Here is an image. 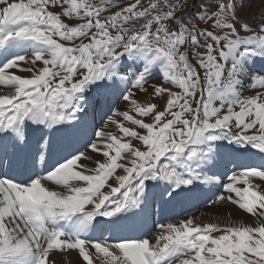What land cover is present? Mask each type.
I'll list each match as a JSON object with an SVG mask.
<instances>
[{
    "label": "snow or ice",
    "instance_id": "1",
    "mask_svg": "<svg viewBox=\"0 0 264 264\" xmlns=\"http://www.w3.org/2000/svg\"><path fill=\"white\" fill-rule=\"evenodd\" d=\"M244 4L0 0V264H264V162L208 200L253 223L189 216L154 243L104 228L217 181L223 144L264 155V12ZM155 66L171 87L149 92Z\"/></svg>",
    "mask_w": 264,
    "mask_h": 264
},
{
    "label": "rangeland",
    "instance_id": "2",
    "mask_svg": "<svg viewBox=\"0 0 264 264\" xmlns=\"http://www.w3.org/2000/svg\"><path fill=\"white\" fill-rule=\"evenodd\" d=\"M143 2L146 4L147 3V0H143ZM177 2H178V0H177ZM116 9H113V11H115ZM262 12H264V0H247L246 2H245V4H244V9L241 11L240 9H238L237 10V14L239 15V16H241V18H243V19H246V20H248V22L250 23V24H252V25H255V24H257V23H259V20L258 19H251V17L254 15V14H256V15H259V14H261ZM71 23H75L76 21L75 20H72V21H70ZM261 72V71H260ZM18 74H21V75H28V73H25V72H19ZM154 81H156V82H154ZM163 84L164 86H166V87H171V85H169V84H166L164 81H163V76H162V72H161V70H160V68H159V66H155L154 67V70H153V73H152V77H151V79H149L148 81H147V84L145 85V87L147 88V90L149 91V92H151L152 90H153V86L155 85V84ZM244 85H246V83L244 82ZM244 88H245V91H244V95L246 94V87L244 86ZM174 90H176V89H174ZM137 98H139V99H141V100H143L144 99V97L142 96V95H138V97ZM158 103H163L162 101H157ZM113 108L115 109V108H119V109H124L125 108V102H123V101H121V100H117L116 101V103H115V105L113 106ZM100 112V110L97 108V109H95V110H92V111H90V114H91V116H97L98 115V113ZM100 116H101V113H99V115L97 116L98 118V120H99V125H100V123H101V119H99L100 118ZM91 120H93L94 121V119H93V117H92V119ZM99 125L97 124V123H95V126L96 127H99ZM90 130V129H89ZM91 131V130H90ZM137 144H138V142H136ZM224 145V148L223 147H221L222 149L221 150H225L224 151V155H225V153L227 152V150H228V153L230 154V153H237V151L238 150H234V148H235V146H232V147H228L227 146V144H223ZM222 145V146H223ZM254 151V149H251V148H246L245 149V151H247V152H249V153H251L250 151ZM242 151H244V150H240L239 152H242ZM252 153H258V152H252ZM227 156H229V155H227ZM226 156V157H227ZM226 157H224V158H222L221 160H223V161H221V163H223L225 166H227L228 167V169L230 168V167H232L233 165H235L237 162H238V160H239V156H238V158H235V160H229V162L228 163H226V160H227V158ZM242 161L244 160V163H241V165H245L246 164V162H247V160H245V158H242L241 159ZM260 160H262L263 162H264V159H260ZM257 161H259L258 159H257ZM259 164H260V162H258ZM249 164H251V162L249 163ZM255 166V165H254ZM234 167V166H233ZM213 173L216 175H219V176H224V180L225 181H227V179H226V177H227V175L228 174H230V173H227V174H222V173H219L218 172V169H216V167L213 169V171H212V173L210 174L209 172H208V174L207 175H213ZM252 182L254 183V184H259V185H261L262 183H257L258 181H256V179H252ZM219 184V183H218ZM222 183H220L219 185H221ZM201 185V184H200ZM214 182L213 183H211L210 184V187H208V188H206V191L205 190H203L204 188H198V189H196V190H194V191H192V192H190V191H185V192H182V194L183 195H179V197H184V198H187L189 195H190V199H189V201L188 202H186V203H184V204H190V200H193L194 202H198V201H200L201 199H203L204 201L202 202L203 203V205H205V204H207L208 205V200H210V198H212V199H215V196L217 195V194H220L221 192L222 193H224V189H223V191L219 188V192H216V194L214 195V193H213V191L211 190L213 187H214ZM49 186H51V187H53V185H49ZM221 186H223V185H221ZM238 186H241V187H243V184L241 183V184H239ZM205 191V192H204ZM203 192V193H202ZM205 193H209V195H210V198L208 199L206 196V194ZM205 194V195H204ZM227 194V193H226ZM193 197H192V196ZM193 198V199H192ZM211 199V200H212ZM207 200V201H206ZM175 202V201H174ZM182 202H183V198H182ZM194 202H192V203H194ZM201 203V204H202ZM205 203V204H204ZM229 204H231L232 206H236V205H234V204H232V203H229ZM180 206V204H177V207H179ZM202 206V205H201ZM204 207V206H203ZM202 207V208H203ZM181 208H182V206H181ZM198 208H200L199 206H196L195 208H193V209H191V210H187L186 212H184V213H182L180 216H182V215H185L186 213H188V214H190V213H192V212H194L196 209L198 210ZM237 210H240L237 206L235 207ZM203 210V209H202ZM202 210H200V211H202ZM179 211V210H178ZM229 211V212H228ZM241 211H243V210H241ZM161 211L159 210V205L157 204V205H153V209H151V218H150V221L151 222H156V216H158V214L160 213ZM225 213V214H224ZM223 214H221V216H220V219H217L216 221H214L213 219H207V217H202V218H204V220H203V222L202 221H200V220H197V222H200V223H204V222H220V223H228V222H233V220H232V213L233 212H231L230 210H226L225 212H224ZM180 216H177L178 218L180 217ZM231 217V218H230ZM251 217V216H250ZM177 218V219H178ZM141 219V218H140ZM177 219L176 220H174V221H172V222H175V221H177ZM180 219V218H179ZM178 219V220H179ZM205 219H207V220H205ZM230 219V220H229ZM220 220V221H219ZM225 220V221H224ZM232 220V221H231ZM140 221H143V219H141ZM251 223H253L254 221H253V218L251 217V221H250ZM158 223V222H157ZM164 223V222H163ZM241 223H245V222H241ZM245 224H247V223H245ZM104 228L106 229V232H105V234L107 235V234H111V229H109V228H107V227H105L104 226ZM152 228H150L149 230H151ZM157 229H154L153 230V233H154V231H156ZM122 231H125V230H122ZM125 232H127L128 233V235L130 236V233L128 232V231H125ZM122 233V232H121ZM147 233H149V232H147ZM97 234V233H96ZM118 236V235H117ZM121 236V235H120ZM123 236V235H122ZM126 236V235H125ZM95 237V236H94Z\"/></svg>",
    "mask_w": 264,
    "mask_h": 264
},
{
    "label": "bare ground",
    "instance_id": "3",
    "mask_svg": "<svg viewBox=\"0 0 264 264\" xmlns=\"http://www.w3.org/2000/svg\"><path fill=\"white\" fill-rule=\"evenodd\" d=\"M247 0H245V2H246ZM259 1V0H258ZM252 68H253V70H255L256 72H260L262 69H264V63H262V62H257V63H255L253 66H252ZM154 82H156V81H154ZM245 83H246V85H244L245 87H246V89H248V85H249V81L248 80H245L244 81ZM157 84V83H156ZM257 90H259V89H257ZM253 94V92L252 91H248V90H246V96L247 95H252ZM225 151V150H224ZM242 152H247V151H242ZM251 153L252 152H258L257 150H252V151H250ZM257 160V159H256ZM259 161L258 162H260V163H262L263 161L262 160H260V159H258ZM241 163H244V160L242 161L241 160ZM259 165V164H258ZM221 168H222V166H221ZM208 174V173H207ZM252 179H256V181H258L257 183H262L261 184V190H264V182H262L259 178H252ZM220 183H223V181L222 180H217V181H215L214 182V187L211 189L212 191H213V193H214V195L216 194V192H219L220 190H219V188L217 187V185H219ZM51 187V186H50ZM205 192V191H204ZM203 193V192H202ZM222 193V192H221ZM207 196V198L209 199L210 198V195H209V193H205ZM204 194V195H205ZM225 194V193H224ZM180 195H183L182 193L180 194ZM226 195V194H225ZM179 197V196H178ZM193 197V196H192ZM213 198V197H212ZM212 198H210V199H212ZM194 200V199H193ZM193 200H190V204H183L182 205V208H180L179 209V211L177 210L176 212H175V214L174 215H177V216H180L182 213H184V212H186L187 210L189 211V210H191V209H193V208H195L196 206H199L200 208H198V210L196 209L194 212H192V213H190V214H188V213H186L185 215H182V216H180L179 218L180 219H186V218H188L189 216H192V217H194V218H198L197 220H200V221H202L203 222V220H204V218H202V217H207V219H213L214 221H216L217 219H220V216H221V214H223L226 210H230L231 212H233L232 213V220H233V222H238V223H241V222H245V223H247V224H250L251 222V217H250V215H248L246 212H244V211H241V210H237L234 206H232L231 204H229L230 202H224V201H218V202H216V203H214V204H212L211 206L208 204H205V205H203V199H201L200 201H196V202H194ZM212 200H215V199H212ZM207 201V200H206ZM173 202L174 201H172L171 203H169V204H167V205H165L164 206V208L162 209L163 211L166 209V207H168V206H171V207H173L172 206V204H173ZM192 202H194V203H192ZM202 203V204H201ZM202 205V206H201ZM204 206V207H203ZM160 207V206H159ZM203 207V208H202ZM161 209V208H160ZM203 209V210H202ZM200 210H202V211H200ZM229 212V211H228ZM166 213H167V211H166ZM225 214V213H224ZM167 216V215H166ZM166 216L164 217V218H166ZM231 218V217H230ZM179 219V220H180ZM207 219H205V220H207ZM141 219L140 218H138V219H134V220H132L131 221V225H127V226H125V227H120V229L121 230H125V231H128L129 233H130V236H136V237H139V236H141V235H146L147 236V238H149L153 243L155 242L154 241V236H155V234L159 231V229H157L156 231H154V233H152V232H150V233H147V232H149V229L150 228H153L155 225H153V224H151V223H149L148 221H147V219L145 220V222L143 223V224H141L140 222H143V221H140ZM230 220V219H229ZM231 220V221H232ZM165 221H167V220H164V223H165ZM177 221H178V219H177ZM220 221V220H219ZM225 221V220H224ZM168 222V221H167ZM166 222V223H167ZM221 222V221H220ZM139 223H140V228L139 229H136L137 228V226L139 225ZM161 223H163L162 222V220H161ZM160 223V224H161ZM229 223V222H228ZM114 232H115V228H113V232H112V234H111V236L113 237V238H120V237H129V235H126V236H122L123 234H121V236L119 235V236H117V235H115L114 234ZM97 234L96 233H94V236H96ZM54 256H55V259H56V261H57V264H62V260L65 258V257H62V254L61 253H59V252H56L55 254H54ZM68 260H70L71 262H72V264H79V262L77 261V252L75 251V250H72V251H70L69 253H67V257H66Z\"/></svg>",
    "mask_w": 264,
    "mask_h": 264
}]
</instances>
